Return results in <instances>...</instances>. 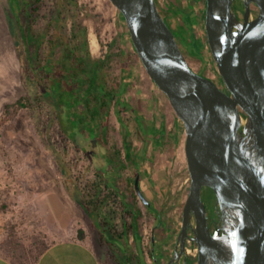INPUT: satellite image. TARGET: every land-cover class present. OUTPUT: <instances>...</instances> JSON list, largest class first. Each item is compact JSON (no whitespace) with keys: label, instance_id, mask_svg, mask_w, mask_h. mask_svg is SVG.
Here are the masks:
<instances>
[{"label":"rangeland","instance_id":"obj_1","mask_svg":"<svg viewBox=\"0 0 264 264\" xmlns=\"http://www.w3.org/2000/svg\"><path fill=\"white\" fill-rule=\"evenodd\" d=\"M67 2L25 0L24 10L17 12L9 0H0V35L12 31L10 50L2 38L0 52V253L17 264L34 263L48 245L63 238L60 225L75 234L87 225L114 263L148 264L141 251L134 261L129 244L134 221L135 229L143 222L148 247L152 226H159L160 250L168 261L190 190L184 124L149 76L113 1ZM156 2L192 67L224 88L208 42L206 0ZM27 27L33 43L23 35ZM85 36L91 58L105 61L100 75L106 89L118 96L103 106L94 98L91 104H77L73 109L81 113L87 108L90 119L78 114L73 124L68 104L47 97L52 89L34 64L47 58L53 42L63 39L76 46ZM61 54L58 47L53 57ZM22 98L32 104L8 107ZM137 178L146 198L155 193L151 202L159 208L161 222L156 223L157 216L138 194ZM99 185L110 198L91 215L82 200ZM213 195L204 189L203 199ZM104 229L110 230L109 239H104Z\"/></svg>","mask_w":264,"mask_h":264},{"label":"water","instance_id":"obj_2","mask_svg":"<svg viewBox=\"0 0 264 264\" xmlns=\"http://www.w3.org/2000/svg\"><path fill=\"white\" fill-rule=\"evenodd\" d=\"M112 1L187 136L190 190L168 264L187 256L189 241L198 264H264V0H242V18L237 0H206L208 42L229 92L189 65L156 0ZM205 188L216 198L214 231Z\"/></svg>","mask_w":264,"mask_h":264},{"label":"trees","instance_id":"obj_3","mask_svg":"<svg viewBox=\"0 0 264 264\" xmlns=\"http://www.w3.org/2000/svg\"><path fill=\"white\" fill-rule=\"evenodd\" d=\"M9 2L11 8L14 11L21 12L24 10L23 6L25 0H9ZM72 2L73 0H68L67 3L72 4ZM121 16L124 23L127 25L124 15L121 14ZM204 17L206 18V13ZM164 18L177 38L179 36L177 35L178 33L173 29L172 25L168 22L165 16ZM22 30L23 35L26 39H29L30 37L31 43L35 42V38L31 36L28 32L31 30V27L23 28ZM10 32H12L11 28ZM129 35L131 37L130 31ZM36 41H38V43L36 44L37 50L35 54L38 57L41 44H39L38 39H36ZM58 47L62 48V54L59 58L55 59L53 57V53ZM133 47L136 53L138 54L134 44ZM104 64L105 61L102 59L91 58L88 39L87 36H85L81 42H78L76 44V46H73L70 42L63 39L59 40V42H53V45L50 48V54L43 61L41 60L34 64V69L42 71L44 73V78L47 79L50 88L52 89L51 93H47V97L49 99H53L55 103H59L62 101V103L65 102V104H68V119L73 124H75V119H77L76 116L78 114L85 113V118L90 119L87 108L82 109L81 113H78L73 109L77 104H81L82 102H85V104H91V101L94 98L96 104H100V106H103L105 104H109L110 100L118 96L116 92L109 91L106 89L105 82L100 75V71ZM31 104L32 102L30 98H27V102H24L22 98L15 104L9 105L8 107L25 108L29 107ZM92 113L93 116H97L99 114L98 110H95ZM242 113L244 116L247 115V112L244 110L242 111ZM128 157L131 158V154H128ZM94 191V193L85 194V198L84 200H82L83 206L88 210L91 215H95L96 212L100 211L105 201L110 198L109 194L103 195L102 185H99L97 188L94 189ZM140 215H142L141 211ZM99 226L103 228L104 224L100 223ZM110 233V230L104 229V239H109ZM107 236H109V238ZM192 258L196 259V257ZM165 261L166 255L164 257V255H162L161 253V264H163Z\"/></svg>","mask_w":264,"mask_h":264},{"label":"crops","instance_id":"obj_4","mask_svg":"<svg viewBox=\"0 0 264 264\" xmlns=\"http://www.w3.org/2000/svg\"><path fill=\"white\" fill-rule=\"evenodd\" d=\"M2 38L8 42V50H10V41L12 39L10 29H6V31L0 35V52ZM152 194L154 195L155 193L152 192ZM153 195H151V198H154ZM151 198L147 197L146 199L148 202L143 203L148 204L150 211L157 216L156 223L159 221L161 222L160 210L151 202L153 200ZM140 211L142 216L146 214L145 209L141 206ZM126 224L127 223H125V227L127 226ZM60 226V234L63 235V238L48 245L34 263L29 264H117L110 259L106 246L101 242L102 240L98 242L95 237L91 238L89 235L90 230L86 227L87 225L81 226L76 234L73 232L70 233L69 229H66L63 224ZM163 226L165 225L163 224ZM129 228L132 230V240L129 244L130 246H134V261L137 260L136 254L141 251L145 255L148 264H161L162 250L160 249L162 247V241L157 237L158 229H160L159 226L157 227L156 224L152 226V236L149 247L147 246L146 237L144 236L146 232L143 227V222L137 224L136 229H139V232H137L134 227V221L129 224ZM163 242H166V240ZM0 264L17 263L7 255L0 253ZM120 264H124L123 260Z\"/></svg>","mask_w":264,"mask_h":264},{"label":"flooded vegetation","instance_id":"obj_5","mask_svg":"<svg viewBox=\"0 0 264 264\" xmlns=\"http://www.w3.org/2000/svg\"><path fill=\"white\" fill-rule=\"evenodd\" d=\"M236 10H237V13L238 15L240 16V18L243 17V14H244V5H243V1L242 0H237L236 1ZM252 12H253V17H256L259 13V8L255 5V4H252ZM183 51V50H182ZM187 59V58H186ZM188 61V59H187ZM189 65L192 67V65L190 64V62L188 61ZM193 68V67H192ZM194 69V68H193ZM195 70V69H194ZM196 71V70H195ZM198 72L200 75H203L205 77H208V75L204 72V71H196ZM224 90L228 91L229 92V88L226 86L225 84V87L223 88ZM137 192L139 193L140 196H142L143 198V201L146 202L147 199L146 197L142 194V192L140 191V185L139 187H135ZM209 189V188H207ZM204 201L206 203V207H207V214H208V219H209V225L212 229V231L215 230V223L218 221V213H217V206H216V198L215 196L213 195L212 198H206L204 197ZM147 203V202H146ZM184 210V209H183ZM183 221V219H182ZM182 227V225H181ZM181 230V229H180ZM180 233V231H179ZM179 233L177 235V239H178V236H179ZM177 239H176V243H177ZM195 245H197L196 243H194ZM177 245V244H176ZM176 245H175V248L173 249V252L170 256V258L168 259L167 263H169L170 259L172 258V256L174 255V252H175V249H176ZM188 246V244H187ZM198 247V245H197ZM186 253H187V250H186ZM175 264H198V255L196 257V259H193L190 255H188L187 253V256H183L178 262H176Z\"/></svg>","mask_w":264,"mask_h":264},{"label":"built area","instance_id":"obj_6","mask_svg":"<svg viewBox=\"0 0 264 264\" xmlns=\"http://www.w3.org/2000/svg\"><path fill=\"white\" fill-rule=\"evenodd\" d=\"M199 252V249L197 245H195L193 242L189 241L187 246V253L188 255H192L193 257H197Z\"/></svg>","mask_w":264,"mask_h":264}]
</instances>
